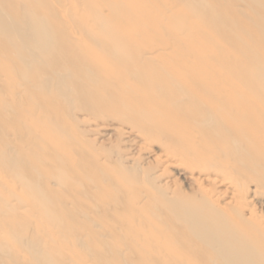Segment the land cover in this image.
Masks as SVG:
<instances>
[{
	"label": "bare ground",
	"instance_id": "bare-ground-1",
	"mask_svg": "<svg viewBox=\"0 0 264 264\" xmlns=\"http://www.w3.org/2000/svg\"><path fill=\"white\" fill-rule=\"evenodd\" d=\"M0 264H264V0H0Z\"/></svg>",
	"mask_w": 264,
	"mask_h": 264
}]
</instances>
